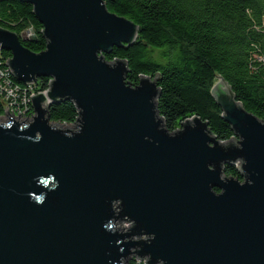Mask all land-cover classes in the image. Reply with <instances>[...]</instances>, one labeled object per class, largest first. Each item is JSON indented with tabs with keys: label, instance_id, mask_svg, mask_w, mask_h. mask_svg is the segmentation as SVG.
<instances>
[{
	"label": "water",
	"instance_id": "water-1",
	"mask_svg": "<svg viewBox=\"0 0 264 264\" xmlns=\"http://www.w3.org/2000/svg\"><path fill=\"white\" fill-rule=\"evenodd\" d=\"M21 1L46 47L0 26V51L18 81L51 80L31 96V120L0 98V264H264V118L218 75L211 93L234 138L197 117L170 133L154 81L132 86L126 63L101 55L132 44L135 23L105 0ZM63 100L74 124L46 117ZM232 164L242 181L225 175Z\"/></svg>",
	"mask_w": 264,
	"mask_h": 264
},
{
	"label": "trees",
	"instance_id": "trees-1",
	"mask_svg": "<svg viewBox=\"0 0 264 264\" xmlns=\"http://www.w3.org/2000/svg\"><path fill=\"white\" fill-rule=\"evenodd\" d=\"M105 5L138 28L132 44L114 46L101 55L108 62H125L126 82L132 86L141 78L154 81L156 110L168 132L197 117L218 140L234 138L211 93L218 75L246 111L264 118V0H105ZM0 26L17 34L31 29L34 40L22 44L32 52L46 47L43 26L27 2L0 0ZM10 56L8 51L0 52V69L5 71ZM11 80L19 85L20 94L28 88L44 91L50 82L49 77L39 76L28 87L14 76ZM32 114L29 104L26 115ZM46 117L74 124L78 110L72 101L63 100L48 108ZM224 173L240 181L244 178L235 164L226 166Z\"/></svg>",
	"mask_w": 264,
	"mask_h": 264
},
{
	"label": "built area",
	"instance_id": "built-area-1",
	"mask_svg": "<svg viewBox=\"0 0 264 264\" xmlns=\"http://www.w3.org/2000/svg\"><path fill=\"white\" fill-rule=\"evenodd\" d=\"M27 31L29 36L31 37V29ZM4 65L7 66V64ZM11 76H13V74L8 67H5V71L3 69H0V98H2L7 103L9 112L14 118L18 119V113L20 112L19 119L29 120L33 117V114L31 116L26 115V113L28 112V105H32L31 96L33 94H37L40 91L35 92L28 88L25 89L22 94H20L19 85L11 80ZM25 85L30 87L33 84ZM27 90H29V92ZM2 115L4 116V110Z\"/></svg>",
	"mask_w": 264,
	"mask_h": 264
},
{
	"label": "rangeland",
	"instance_id": "rangeland-1",
	"mask_svg": "<svg viewBox=\"0 0 264 264\" xmlns=\"http://www.w3.org/2000/svg\"><path fill=\"white\" fill-rule=\"evenodd\" d=\"M0 117H4V116L1 115ZM31 119H32V118H30L29 120H31ZM20 120H24V119H20ZM125 225H126V222H123V223L121 224V228H123ZM119 227H120V222L116 224V228H119ZM126 231H127V228H124V232H126ZM141 238H142V239H146V238H147L146 234H142V235H141ZM136 261H137V259H131V258H129L128 261L126 262V264H135ZM140 264H144V261L141 260V261H140Z\"/></svg>",
	"mask_w": 264,
	"mask_h": 264
}]
</instances>
